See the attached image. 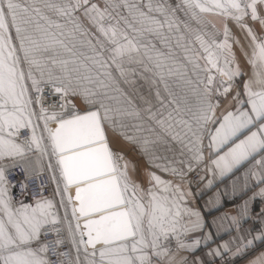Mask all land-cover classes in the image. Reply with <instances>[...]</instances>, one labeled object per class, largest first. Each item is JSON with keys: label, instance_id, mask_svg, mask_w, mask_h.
I'll return each mask as SVG.
<instances>
[{"label": "snow or ice", "instance_id": "6c2138e0", "mask_svg": "<svg viewBox=\"0 0 264 264\" xmlns=\"http://www.w3.org/2000/svg\"><path fill=\"white\" fill-rule=\"evenodd\" d=\"M111 137L148 170L130 174ZM249 162L264 184V0H0V264H189L182 253L213 236L182 185L197 169L223 179ZM15 168L46 173L52 195L42 182L17 200ZM238 213L250 218L249 201ZM257 241L264 232L237 254Z\"/></svg>", "mask_w": 264, "mask_h": 264}, {"label": "crops", "instance_id": "0c3cea01", "mask_svg": "<svg viewBox=\"0 0 264 264\" xmlns=\"http://www.w3.org/2000/svg\"><path fill=\"white\" fill-rule=\"evenodd\" d=\"M230 26L233 36L239 39L241 44L245 45V50H247V41L243 39V33L233 23ZM233 51L241 68L246 73H250L251 69L240 46L234 44ZM221 112L222 108L218 109L217 116H220ZM209 127L211 129V125ZM205 143H208L207 139ZM205 149L207 160L211 156V152L207 148ZM251 166L252 162H249L223 179L218 172L199 169V176L193 185L189 183L182 185L183 191L189 194L188 199L191 201L192 207L202 212L203 219L210 226V228L205 229V233L210 230L213 236L212 240L207 243L203 242L202 239L201 246L193 254L182 253V255L188 256L189 264H192L194 260L209 264L223 256H229L234 259V264H251L254 255L264 253V241H257L255 249H250L247 255L237 254L238 249L241 253L243 252V244L247 239L264 232V217L258 215L260 209L264 207V199L249 200L253 194L259 193L260 188H264V184L258 185L256 183L257 177L248 174ZM210 181L211 186H209ZM246 200L249 201L250 218L245 220L240 217L238 206L242 205ZM219 204H222V207H217ZM226 214L237 216L241 220L238 229L230 220L221 219ZM250 230L251 235L249 234ZM196 235L202 237L201 233H196ZM223 244L228 245V252L221 257L208 255L210 251ZM221 251L223 252L222 248Z\"/></svg>", "mask_w": 264, "mask_h": 264}, {"label": "rangeland", "instance_id": "374dc122", "mask_svg": "<svg viewBox=\"0 0 264 264\" xmlns=\"http://www.w3.org/2000/svg\"><path fill=\"white\" fill-rule=\"evenodd\" d=\"M210 19H212L213 22L216 24L217 29H219L222 32V30H223V21L220 18H217V17H210ZM231 24H232V22L229 21L228 26H229V28L232 31V28L230 26ZM52 99H55V97H52L51 96L50 99H47V97H46V100H52ZM76 106H77V109L79 111H81V112L84 111L85 105H83L80 102L79 99H77V101H76ZM110 140H111L110 147L114 151H117V152L122 153L125 156V158L128 161H130L131 168H132L133 165L135 166V172H136V174H135V172H133V176H136L137 173L146 172V170H148V164H147L146 158L142 154H139L135 150V148L133 146H130V145L126 144L121 139L116 138V137H111ZM205 158H206V149H205ZM151 170L152 171H155V169H151ZM159 174L162 175L163 178H165V179H174L171 176H164L163 173H159ZM198 176H199V169H197L196 172L190 174L187 177V181L184 184L187 185V183H189L190 185H193L197 181ZM138 178L141 181L142 185L144 187H147V183H148L147 176L146 175H142V176H139ZM54 187H55V185L53 184V190H54ZM16 199L19 200V199H25V198L18 197ZM27 201L28 200L25 199V202H27ZM218 263H222V264H234L235 263V260L234 259H231L229 256H223V257H221V258H219V259H217L214 262L209 263V264H218Z\"/></svg>", "mask_w": 264, "mask_h": 264}, {"label": "built area", "instance_id": "2783aa9c", "mask_svg": "<svg viewBox=\"0 0 264 264\" xmlns=\"http://www.w3.org/2000/svg\"><path fill=\"white\" fill-rule=\"evenodd\" d=\"M48 96L47 99H50ZM9 181L16 184V187L12 190L13 196L15 198L23 197L26 200L33 199V194L36 193L38 186L43 182L46 187L44 188V195L50 196L53 192V184L48 182L47 174L37 176L35 173H26L20 168H15L11 170V174L8 176ZM21 183L27 184V193L23 194V190L20 188ZM66 250V249H62ZM222 264V263H218Z\"/></svg>", "mask_w": 264, "mask_h": 264}, {"label": "bare ground", "instance_id": "6f19581e", "mask_svg": "<svg viewBox=\"0 0 264 264\" xmlns=\"http://www.w3.org/2000/svg\"><path fill=\"white\" fill-rule=\"evenodd\" d=\"M122 144V143H121ZM115 146V145H114ZM129 172H130V174H132L133 175V170H132V168H131V166H129ZM135 174H136V172H135ZM51 196V195H50Z\"/></svg>", "mask_w": 264, "mask_h": 264}]
</instances>
